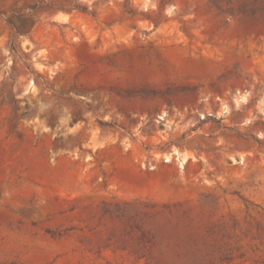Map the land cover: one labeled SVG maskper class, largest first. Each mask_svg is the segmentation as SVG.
<instances>
[{
    "label": "rangeland",
    "instance_id": "obj_1",
    "mask_svg": "<svg viewBox=\"0 0 264 264\" xmlns=\"http://www.w3.org/2000/svg\"><path fill=\"white\" fill-rule=\"evenodd\" d=\"M0 264H264V0H0Z\"/></svg>",
    "mask_w": 264,
    "mask_h": 264
}]
</instances>
